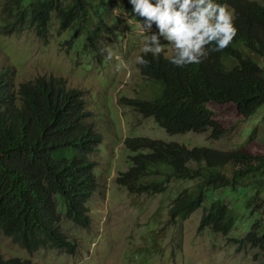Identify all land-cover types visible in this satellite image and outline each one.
I'll return each mask as SVG.
<instances>
[{
  "label": "trees",
  "instance_id": "16d2710c",
  "mask_svg": "<svg viewBox=\"0 0 264 264\" xmlns=\"http://www.w3.org/2000/svg\"><path fill=\"white\" fill-rule=\"evenodd\" d=\"M218 2L234 11L237 35L232 43L221 52H211L202 63L184 68L148 54L149 64L140 65V71L149 96L124 100L170 135L210 132L211 140H220L227 130L210 104L233 105L244 120L264 107L263 70L243 53L248 49L264 57V6L252 0ZM92 11L99 23L90 31ZM54 15L61 32L79 26L77 35L88 34L95 51L113 31L107 23L108 12L100 13L93 0H8L2 31L12 35L32 29L46 39ZM91 119L84 92L70 89L65 79L42 76L17 88L9 71L0 70V235L29 253L54 248L75 252V245L62 232L56 196L65 199L68 216L79 226L92 224L88 205L100 187L93 156L103 137ZM125 144L135 154L130 158L133 166L117 182L130 194L164 193L172 178L200 180L177 198L170 211L173 219H187L201 209L210 190H253L249 207L264 191V153L189 149L149 138L127 139ZM191 163L203 168H191ZM159 168L169 174L160 181H145L149 174H160ZM234 227L229 207L214 199L204 211L200 231L228 235ZM237 243L264 251V228L255 224ZM0 264L33 263L5 260L0 251Z\"/></svg>",
  "mask_w": 264,
  "mask_h": 264
},
{
  "label": "rangeland",
  "instance_id": "374dc122",
  "mask_svg": "<svg viewBox=\"0 0 264 264\" xmlns=\"http://www.w3.org/2000/svg\"><path fill=\"white\" fill-rule=\"evenodd\" d=\"M7 1L0 0V70L9 71L17 88L38 77L54 76L65 79L70 89L84 92L91 122L103 142L93 156L98 164L100 187L88 205L91 226H79L68 216L65 199L55 197L61 229L75 245L74 254L67 248L29 253L0 235L4 259L16 258L33 264H264V251L237 243L246 238L255 224L264 228V191L249 207L253 190H210L201 209L187 219H173L170 211L177 198L200 180L172 178L166 191L157 195L130 194L117 182L133 166L130 158L135 154L127 148V139L149 138L179 143L189 149H245L263 154L264 107L244 120L233 105L210 104L216 119L227 130L220 140H211L210 132L170 135L153 118L145 119L124 101L146 98L151 92L140 65L135 64L141 46L138 28L141 21L132 15L128 0H93L100 13L108 12L107 23L113 29L96 45V51L88 34L77 35L79 26L61 32L55 15L46 39L32 29L7 35L2 31ZM252 1L264 6V0ZM90 22L92 31L99 23L94 11ZM165 49L168 50L167 45ZM107 50L113 52L112 59L108 58ZM243 53L259 63L264 73V57L248 49H243ZM229 65L233 66L231 62ZM190 167L203 168L195 163ZM159 170L160 174H149L145 181H160L169 174L166 168ZM214 199L223 200L235 216V227L228 235L211 229L200 231L204 211Z\"/></svg>",
  "mask_w": 264,
  "mask_h": 264
},
{
  "label": "clouds",
  "instance_id": "9594fccd",
  "mask_svg": "<svg viewBox=\"0 0 264 264\" xmlns=\"http://www.w3.org/2000/svg\"><path fill=\"white\" fill-rule=\"evenodd\" d=\"M128 4L141 21L137 65H148V54L154 59L163 56L179 68L200 64L211 52L226 49L237 35L234 11L218 0H128ZM107 53L112 59L113 52Z\"/></svg>",
  "mask_w": 264,
  "mask_h": 264
}]
</instances>
